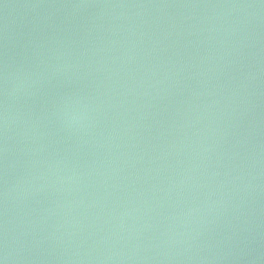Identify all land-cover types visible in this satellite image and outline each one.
I'll return each instance as SVG.
<instances>
[{"label": "water", "instance_id": "95a60500", "mask_svg": "<svg viewBox=\"0 0 264 264\" xmlns=\"http://www.w3.org/2000/svg\"><path fill=\"white\" fill-rule=\"evenodd\" d=\"M2 264H264V0H0Z\"/></svg>", "mask_w": 264, "mask_h": 264}, {"label": "clouds", "instance_id": "9594fccd", "mask_svg": "<svg viewBox=\"0 0 264 264\" xmlns=\"http://www.w3.org/2000/svg\"><path fill=\"white\" fill-rule=\"evenodd\" d=\"M0 264H2V262H0Z\"/></svg>", "mask_w": 264, "mask_h": 264}]
</instances>
